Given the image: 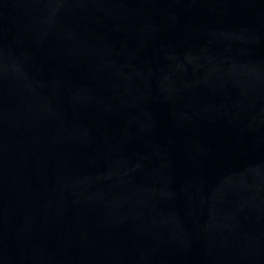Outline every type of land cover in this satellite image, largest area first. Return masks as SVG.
<instances>
[{"label": "water", "instance_id": "1", "mask_svg": "<svg viewBox=\"0 0 264 264\" xmlns=\"http://www.w3.org/2000/svg\"><path fill=\"white\" fill-rule=\"evenodd\" d=\"M0 264H264V0H0Z\"/></svg>", "mask_w": 264, "mask_h": 264}]
</instances>
